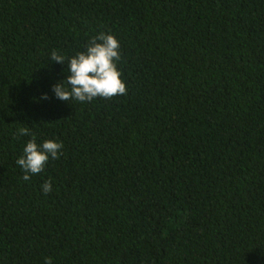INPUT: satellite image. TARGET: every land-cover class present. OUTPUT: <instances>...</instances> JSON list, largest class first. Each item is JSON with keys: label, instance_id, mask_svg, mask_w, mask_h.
Segmentation results:
<instances>
[{"label": "trees", "instance_id": "trees-1", "mask_svg": "<svg viewBox=\"0 0 264 264\" xmlns=\"http://www.w3.org/2000/svg\"><path fill=\"white\" fill-rule=\"evenodd\" d=\"M100 32L127 94L55 98ZM22 127L63 143L28 181ZM47 257L264 264V0H0V264Z\"/></svg>", "mask_w": 264, "mask_h": 264}, {"label": "clouds", "instance_id": "clouds-1", "mask_svg": "<svg viewBox=\"0 0 264 264\" xmlns=\"http://www.w3.org/2000/svg\"><path fill=\"white\" fill-rule=\"evenodd\" d=\"M52 62L65 65L66 57L53 50L50 55ZM121 59L120 41L112 34L100 32L93 36L86 45L85 51L77 52L67 58L68 76L53 86L55 98L68 102L75 100L80 103L92 102L94 99H112L127 94L126 84L121 79L117 64ZM43 99H48L47 95ZM19 136H31L23 149V155L16 161L23 170V180L44 171L50 159L57 160L62 155L63 143L47 140L37 144L35 134L28 127L18 129ZM53 190L52 182L45 181L42 191L45 195ZM44 264H52L50 257Z\"/></svg>", "mask_w": 264, "mask_h": 264}]
</instances>
